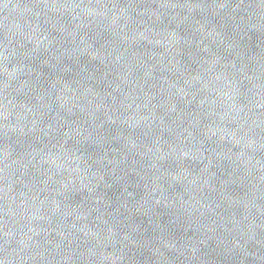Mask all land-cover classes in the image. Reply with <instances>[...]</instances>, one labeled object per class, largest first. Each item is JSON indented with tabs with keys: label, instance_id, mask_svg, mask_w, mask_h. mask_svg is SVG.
I'll return each mask as SVG.
<instances>
[{
	"label": "water",
	"instance_id": "95a60500",
	"mask_svg": "<svg viewBox=\"0 0 264 264\" xmlns=\"http://www.w3.org/2000/svg\"><path fill=\"white\" fill-rule=\"evenodd\" d=\"M0 264H264V0H0Z\"/></svg>",
	"mask_w": 264,
	"mask_h": 264
}]
</instances>
